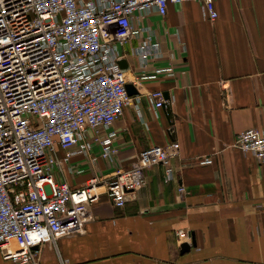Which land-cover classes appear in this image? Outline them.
Instances as JSON below:
<instances>
[{
	"label": "crops",
	"instance_id": "0c3cea01",
	"mask_svg": "<svg viewBox=\"0 0 264 264\" xmlns=\"http://www.w3.org/2000/svg\"><path fill=\"white\" fill-rule=\"evenodd\" d=\"M215 6L214 21L197 1L170 3L166 15L140 20L163 53L146 67L133 52L138 39L121 49L141 99L134 96L112 126L119 165L129 168L142 150L178 141L174 179L149 165L147 184L114 207L107 181L116 165L76 155L84 172L59 178L82 187L99 177L100 199L81 206L82 230L41 245L39 264H264V161L236 144L243 130L264 132V0H215ZM167 66L173 70L142 78ZM154 90L168 99L156 112L147 99ZM208 156L213 161L201 163ZM181 230L188 237L180 238ZM184 242L192 247L182 253ZM0 264L18 263L0 251Z\"/></svg>",
	"mask_w": 264,
	"mask_h": 264
},
{
	"label": "built area",
	"instance_id": "2783aa9c",
	"mask_svg": "<svg viewBox=\"0 0 264 264\" xmlns=\"http://www.w3.org/2000/svg\"><path fill=\"white\" fill-rule=\"evenodd\" d=\"M197 1L210 20L218 16L215 0H0V251L18 264H39L40 247L84 228L81 206L100 199L99 177L73 187L59 176L81 174L76 155L97 165H116L107 181L114 207H123L147 184L145 168L159 164L174 179L173 158L180 143L153 146L139 153L129 168L119 165L113 124L132 104L122 47L133 48L146 67L162 57L161 43L139 21L170 3ZM173 70L158 67L142 78ZM135 84L134 82H132ZM156 112L168 99L164 91L147 93ZM137 109L140 111L139 105ZM236 144L264 161V132L249 128ZM100 147L95 154L94 148ZM201 163H211L204 157ZM184 195L186 188L179 186ZM180 238L188 237L179 231Z\"/></svg>",
	"mask_w": 264,
	"mask_h": 264
},
{
	"label": "water",
	"instance_id": "95a60500",
	"mask_svg": "<svg viewBox=\"0 0 264 264\" xmlns=\"http://www.w3.org/2000/svg\"><path fill=\"white\" fill-rule=\"evenodd\" d=\"M120 64H121L122 69L126 71L127 68H128L127 60L126 59H122L120 61ZM127 89H128V92H129L130 95H135V94L139 93L137 87L132 82H129L127 84ZM191 247L192 246H191V244L189 242H184L181 245V252L184 253L186 251H189L191 249Z\"/></svg>",
	"mask_w": 264,
	"mask_h": 264
},
{
	"label": "rangeland",
	"instance_id": "374dc122",
	"mask_svg": "<svg viewBox=\"0 0 264 264\" xmlns=\"http://www.w3.org/2000/svg\"><path fill=\"white\" fill-rule=\"evenodd\" d=\"M75 175H77V174H75Z\"/></svg>",
	"mask_w": 264,
	"mask_h": 264
}]
</instances>
